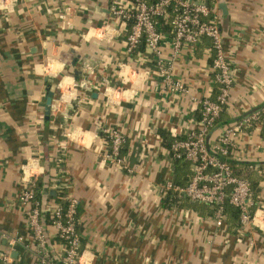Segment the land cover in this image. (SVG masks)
<instances>
[{
  "label": "crops",
  "instance_id": "1",
  "mask_svg": "<svg viewBox=\"0 0 264 264\" xmlns=\"http://www.w3.org/2000/svg\"><path fill=\"white\" fill-rule=\"evenodd\" d=\"M114 3L129 8L131 0H0V252L13 264H37L38 242L19 203L31 172L45 184L43 206L55 203L60 183L78 201L82 264H264V125L247 130L229 157L257 190L248 227L226 216L219 228L208 206L163 193L180 177L168 139L195 130L201 101L217 98L212 43L183 44L175 56L168 34L160 56L129 53V28L111 15ZM210 4L233 70L228 105L208 139L214 146L264 106V0ZM84 76L97 88H76ZM177 82L187 94L172 89ZM112 128L126 137L127 169L106 160ZM41 224L61 263L64 245L47 215Z\"/></svg>",
  "mask_w": 264,
  "mask_h": 264
},
{
  "label": "built area",
  "instance_id": "2",
  "mask_svg": "<svg viewBox=\"0 0 264 264\" xmlns=\"http://www.w3.org/2000/svg\"><path fill=\"white\" fill-rule=\"evenodd\" d=\"M210 2L208 0H134L131 1L129 8H121L114 3L110 13L121 20L124 28H129V23L134 22L127 35L129 53L137 52L145 41L146 49L160 56V45L168 37V34L162 30L161 21L172 27L175 56H178L183 44L197 46L204 39L211 40L213 70L218 85L217 98L215 100L205 98L201 101L198 127L189 132L184 139H176L169 150L173 161H184L190 165L192 175L187 184L176 185L168 182L162 190L165 194L174 192L191 203L214 208V219L219 228L224 227L226 205L230 204L239 211L240 224L242 228H246L253 223L256 199L250 181L233 173L229 157L236 141L247 130L264 125V106L234 122L223 131L214 146L209 145V136L225 112L233 85V70L227 58L224 36L217 17L213 15ZM160 74L167 81L171 78L169 70L164 68L161 62ZM92 87L97 88L95 83L90 82L89 76L82 77L76 83V88L79 89ZM172 89L184 94L188 93L181 82L173 83ZM51 110H54L53 106ZM106 134L109 143L106 160L127 169L122 156L126 143L125 135L114 128L106 130ZM38 181V177L31 172L25 174L19 195V203L26 209L29 228L34 232L38 242L37 264H82L78 201L67 196L60 197V201L57 200L52 205L43 206V202H38L36 199ZM63 189V184L55 185L56 191ZM48 214L51 216V224L56 231L57 239L65 247L61 263L51 255L49 240L41 224V217ZM20 242L22 239L13 240L11 244L15 247ZM0 264H13L11 253L0 252Z\"/></svg>",
  "mask_w": 264,
  "mask_h": 264
},
{
  "label": "trees",
  "instance_id": "3",
  "mask_svg": "<svg viewBox=\"0 0 264 264\" xmlns=\"http://www.w3.org/2000/svg\"><path fill=\"white\" fill-rule=\"evenodd\" d=\"M134 1V0H131ZM163 26H162V30L166 33V34H171L172 31V27L170 26V24H165L164 21H161ZM134 22H130L129 23V28H131V26L133 25ZM146 50V43L145 41L142 42V44L140 45L138 51L140 52H144ZM168 139V138H167ZM169 142L166 140V142H168V144L166 145L167 148H171L172 144L174 141L168 139ZM232 169H233V173L237 176V177H245L247 178L245 175L247 173V169H245L244 166L230 162ZM174 165L177 167V171L180 172V177H183V180H180V177L177 178V182L176 185H185L187 184V182L190 180V177L192 175L191 171H189V164L184 162V161H174ZM248 179V178H247ZM249 180V179H248ZM45 184L43 183L42 180L38 181V186H37V201L38 202H42L43 200V188H44ZM252 191L254 193V195H257V190L256 187L254 186V184L252 185ZM68 193L66 192V190H61L58 191V195L57 197H55V201H60V197H67ZM66 206V203H65ZM210 211V213L215 212L214 208L212 207H207ZM226 216H231L234 218V222L238 223L239 227H240V220H239V211L234 208L233 206H231L230 204L226 205ZM78 217H79V211H78ZM48 219H51V216L48 214L47 215ZM78 231L80 233V225L78 227ZM17 262H15L16 264ZM17 264H24V263H17Z\"/></svg>",
  "mask_w": 264,
  "mask_h": 264
},
{
  "label": "water",
  "instance_id": "4",
  "mask_svg": "<svg viewBox=\"0 0 264 264\" xmlns=\"http://www.w3.org/2000/svg\"><path fill=\"white\" fill-rule=\"evenodd\" d=\"M53 93H49L47 97V105H46V112L47 114H50L51 112V106H52V101H53ZM51 195H56V192H52Z\"/></svg>",
  "mask_w": 264,
  "mask_h": 264
}]
</instances>
